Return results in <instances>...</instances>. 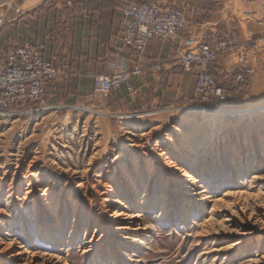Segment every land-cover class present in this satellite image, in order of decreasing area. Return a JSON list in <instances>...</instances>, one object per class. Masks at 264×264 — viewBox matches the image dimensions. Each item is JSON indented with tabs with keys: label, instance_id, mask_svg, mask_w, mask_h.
<instances>
[{
	"label": "rangeland",
	"instance_id": "rangeland-1",
	"mask_svg": "<svg viewBox=\"0 0 264 264\" xmlns=\"http://www.w3.org/2000/svg\"><path fill=\"white\" fill-rule=\"evenodd\" d=\"M150 1L171 0L126 2ZM206 6L221 8L211 0ZM232 14L227 36L240 37L246 26L252 74L241 94L225 87L226 102L212 100L210 114L178 111L193 107L184 102L196 100L194 89L192 99L146 117L97 108L101 100L95 108L50 106L46 95V110L0 119V264H264L259 234L238 235L251 229L247 220L264 201V31L256 19L237 25ZM167 159L187 173L186 190L171 179ZM190 177L200 182L194 193L210 198L204 204L199 196L188 200ZM259 190L263 196L255 197ZM108 194L121 212L142 216L131 227L143 230L120 239L110 217L115 205L103 202ZM217 198L223 205L214 207ZM8 247L26 254L9 260ZM225 247L227 256L214 251Z\"/></svg>",
	"mask_w": 264,
	"mask_h": 264
},
{
	"label": "crops",
	"instance_id": "crops-1",
	"mask_svg": "<svg viewBox=\"0 0 264 264\" xmlns=\"http://www.w3.org/2000/svg\"><path fill=\"white\" fill-rule=\"evenodd\" d=\"M126 1L0 0V54H5L13 44L43 45L44 59L67 73L65 81L48 85L50 106L95 108L96 101L101 100L97 108L117 114H137L175 107L185 99H192L196 69L182 68L175 45L152 39L139 60L121 47L118 40L122 32L121 7ZM171 1L158 3L162 8L177 7L184 12L189 21L186 34L201 38L211 47L232 35L235 24L229 13L234 0H211L221 7L217 11L201 7L207 0H176L177 5ZM207 11L208 15L201 17ZM240 32L237 47L221 53L211 67L217 81L226 88L234 87V77L245 68V59L250 54L246 26ZM222 33L226 37L220 38ZM134 68L141 71L139 77L131 78L135 95H128L124 88L113 90L105 99L94 94V78Z\"/></svg>",
	"mask_w": 264,
	"mask_h": 264
},
{
	"label": "built area",
	"instance_id": "built-area-1",
	"mask_svg": "<svg viewBox=\"0 0 264 264\" xmlns=\"http://www.w3.org/2000/svg\"><path fill=\"white\" fill-rule=\"evenodd\" d=\"M232 14L236 24H242L249 19H256L264 31V0H234ZM233 5V4H231ZM13 9L12 7H10ZM259 9L255 11L254 9ZM249 10V11H248ZM19 13V10H14ZM0 17V28H1ZM122 32L118 37L123 49H128L135 59L141 57L148 42L152 39L168 42L176 47L178 61L185 71L196 69L195 94L196 100L185 101L190 104L192 113L210 114L213 111L207 107L216 100V105L226 102V88L217 81L210 66L218 55L231 51L238 45L235 36L219 40L211 47L201 38L188 35L187 19L184 13L173 8H161L155 1L136 4L126 2L121 7ZM43 45L25 42L8 48L0 56V119L8 120L25 113L46 110V88L51 81L65 79L67 74L56 69L50 61L44 59ZM252 71L244 68L234 77V93L241 94L247 85V78ZM139 70L131 72H113L94 78L93 91L96 96L107 97L113 90L124 88L128 95L135 93L131 78L139 76ZM197 101V104H196ZM35 110L20 113L26 107H36ZM216 108V107H215ZM163 111L152 112L155 115ZM139 117V115H137ZM146 117L147 114H141Z\"/></svg>",
	"mask_w": 264,
	"mask_h": 264
},
{
	"label": "bare ground",
	"instance_id": "bare-ground-1",
	"mask_svg": "<svg viewBox=\"0 0 264 264\" xmlns=\"http://www.w3.org/2000/svg\"><path fill=\"white\" fill-rule=\"evenodd\" d=\"M259 146L262 147L263 145L259 144ZM165 168H167V170L169 171V175L171 176V179H173L178 185L183 186V188L185 190H186V188H188V186L184 185V183H186L185 179L187 178L186 177L187 173L182 168L176 167L174 165V163H172V161L170 159H167V161L165 163ZM258 179H262V178H258ZM187 182H188L189 188H190V190H189V192L187 194L188 200L192 201L194 199L193 197L199 196L200 198L197 200V202H199L200 204H204L206 201H208V199H210L208 196H206L204 194V190H202V191H200L198 193H194L193 189L195 188V186L197 187L198 184H200V182L196 178H191L190 177V179ZM259 186H260V189H262L264 187V183L259 184ZM106 188H108V187H106ZM146 189H147V187L145 188V190ZM108 192H110V191H108ZM133 193H134L133 195L135 196L136 190H134ZM258 193H259L258 196L256 195L255 197L263 196V195H261L262 194L261 191L258 192ZM26 194H27V192H26ZM44 194L45 193H43V195H41L42 201L47 200L46 196ZM243 194L244 193H242V192L235 193V194H233L232 192H228L227 194H225V196H229V197L239 196L241 198L247 196L246 200H248L250 196L247 195V194L246 195H243ZM30 196H31V194H30ZM134 196H133V200L135 201ZM110 198H111V195L108 194V196L103 200V202L111 203V204L115 205V207L112 209V215L110 217H111L112 223L114 225V231L117 232L118 234H122V235H120L121 236V238H120L121 240H123V241L126 240L127 238H125V236H128L130 233H135V232H138L140 230H143V229L140 228L139 225H138L137 228H132L131 227L132 226L131 224L133 223L132 219H136L137 220V219H141L142 218V216L140 214L139 215L138 214L137 215H129L128 213L121 212L119 209L116 208V206H123L122 203L119 202L118 200H112ZM221 203L223 205L222 199H219V198L215 199L214 202H213L214 207L218 206V204H221ZM107 207H108V205H107ZM247 222L251 226V229L246 230V229L240 228L239 232H238V235L243 237V236H246V235L251 234V233L252 234H259L260 239L264 240V201L260 205V208L257 211V214L254 217H249ZM224 223L234 225V220H231V219H228L227 217H225V222ZM123 235H125V236H123ZM90 242L94 243L95 241L92 239ZM13 249L14 248H9V247H8V250L4 249V252L8 251L7 252L8 253L7 254L8 258L7 259H9V260H16V259H19V258H23L24 255L26 254V251L23 248H19V250H17V251H14ZM230 249H231V247H225V248H221V249L220 248L215 249L214 251L216 253L223 252L227 256V253H228V251ZM83 253H85V252H83ZM47 262H48V260H47ZM47 262H45L44 264H47Z\"/></svg>",
	"mask_w": 264,
	"mask_h": 264
},
{
	"label": "trees",
	"instance_id": "trees-1",
	"mask_svg": "<svg viewBox=\"0 0 264 264\" xmlns=\"http://www.w3.org/2000/svg\"><path fill=\"white\" fill-rule=\"evenodd\" d=\"M203 6V4L201 5V7Z\"/></svg>",
	"mask_w": 264,
	"mask_h": 264
}]
</instances>
